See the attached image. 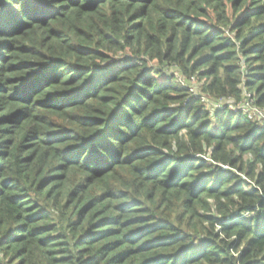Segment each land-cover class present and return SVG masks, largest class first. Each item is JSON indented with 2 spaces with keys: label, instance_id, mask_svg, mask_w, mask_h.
I'll list each match as a JSON object with an SVG mask.
<instances>
[{
  "label": "trees",
  "instance_id": "obj_1",
  "mask_svg": "<svg viewBox=\"0 0 264 264\" xmlns=\"http://www.w3.org/2000/svg\"><path fill=\"white\" fill-rule=\"evenodd\" d=\"M246 98L264 0H0V264H264Z\"/></svg>",
  "mask_w": 264,
  "mask_h": 264
},
{
  "label": "built area",
  "instance_id": "obj_2",
  "mask_svg": "<svg viewBox=\"0 0 264 264\" xmlns=\"http://www.w3.org/2000/svg\"><path fill=\"white\" fill-rule=\"evenodd\" d=\"M249 99L250 98H246L241 103L236 104L235 105L236 108L233 111L235 110L241 111L244 114V116L247 117V119L254 121L256 124L264 128V111L256 107L253 104V101ZM224 103L227 104L228 106H234L233 105L234 103L232 101H226ZM225 104L220 103V104H215V105H217L218 108H220V105L223 107V105ZM238 105L241 106L239 109H237Z\"/></svg>",
  "mask_w": 264,
  "mask_h": 264
},
{
  "label": "rangeland",
  "instance_id": "obj_3",
  "mask_svg": "<svg viewBox=\"0 0 264 264\" xmlns=\"http://www.w3.org/2000/svg\"><path fill=\"white\" fill-rule=\"evenodd\" d=\"M191 85H192V87H193V85H195V83L193 82H191ZM194 89V88H193ZM205 101H206V99H205ZM231 103V102H230ZM207 105H209L208 103H206ZM232 104V103H231ZM234 105V104H233ZM214 106V107H213ZM213 106H212V104H211V108L210 109H212V110H214V111H217V110H220V109H222V106L220 105V108H218V106L217 105H215V104H213ZM230 107V109L231 110H234L235 108H236V106L234 105V106H229ZM241 106H237V109H239ZM242 113V112H241ZM243 114V113H242ZM244 115V114H243ZM254 122V121H253Z\"/></svg>",
  "mask_w": 264,
  "mask_h": 264
}]
</instances>
